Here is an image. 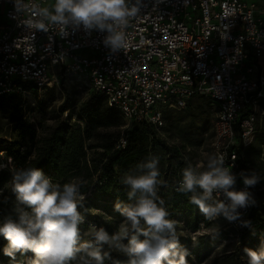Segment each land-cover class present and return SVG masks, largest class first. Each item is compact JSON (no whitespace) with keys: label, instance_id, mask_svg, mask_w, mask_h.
I'll list each match as a JSON object with an SVG mask.
<instances>
[{"label":"built area","instance_id":"2783aa9c","mask_svg":"<svg viewBox=\"0 0 264 264\" xmlns=\"http://www.w3.org/2000/svg\"><path fill=\"white\" fill-rule=\"evenodd\" d=\"M25 3L50 7L48 0ZM143 4L126 29L127 47L112 53L102 43L104 34L96 31L81 29L66 37L54 30L34 32L21 21L35 18V10L15 19L11 0H0V96L18 95L28 118V97L59 88L71 77L82 97L99 94L107 107L117 109L123 128L141 123L160 128L164 109L181 111L191 98L205 97L216 108L210 154H223L225 164L239 174L238 150L252 145L257 120L264 117V39L253 42L256 32L264 37V0ZM237 47L240 56H235ZM234 56L237 63H226ZM78 109L76 105L72 116L64 111L62 120L71 116L76 122ZM124 146L120 138L116 148ZM236 188H244L239 176ZM251 209L242 210L244 220ZM227 224L237 231L245 228Z\"/></svg>","mask_w":264,"mask_h":264},{"label":"clouds","instance_id":"9594fccd","mask_svg":"<svg viewBox=\"0 0 264 264\" xmlns=\"http://www.w3.org/2000/svg\"><path fill=\"white\" fill-rule=\"evenodd\" d=\"M11 2L15 19L29 9L35 10V18L21 21L28 29L43 33L54 30L59 37L81 29L96 31L104 34L102 43L112 53L127 47L126 29L144 7L143 0H54L50 7L26 4L25 0ZM254 35V43L264 39L257 32ZM240 55L237 47L235 56ZM235 56L226 63H237ZM6 167L7 163H0V171ZM232 167L225 164L223 154H207L204 165L188 164L182 169L175 191L186 195L206 219L223 218L248 227L250 222L242 218V210L255 206L249 189L264 177L253 170L235 174ZM9 171L11 178L5 188L13 203L10 211L0 216V240L5 242L0 254L10 262H17L19 255L26 257L27 264H122L113 259L115 251L126 258L123 264H188L189 251L177 235L178 222L170 218L165 201L158 196L163 183L158 156L145 157L122 175L126 200L113 204V210L122 217L113 233L96 225L86 234L82 232L85 196L80 182L55 183L37 167H13ZM237 176L244 185L239 190ZM245 251L247 264H264V243L257 250Z\"/></svg>","mask_w":264,"mask_h":264},{"label":"trees","instance_id":"16d2710c","mask_svg":"<svg viewBox=\"0 0 264 264\" xmlns=\"http://www.w3.org/2000/svg\"><path fill=\"white\" fill-rule=\"evenodd\" d=\"M33 94L38 95L36 92ZM0 100L6 103L7 118L19 133L20 138H29V142L34 144L33 157L28 161L26 160L29 156L27 154L20 159H16V155L12 153L7 154L4 147L6 143L2 142L3 147L0 152L6 153V163L9 169L13 168V157L15 158V167H37L45 174L52 175L54 182H80L85 202H117L126 200V189L120 183L122 175L134 169L135 165L145 157L155 155L154 145H160L168 153L166 170L168 171L169 166H172L173 169L169 204L172 206L190 204L186 195L174 190L176 182L182 178V169L188 165L185 155L177 147H167L157 134L167 123L181 140V150L184 151L185 147L200 146L204 135L213 126L216 111L215 108V111L210 112L212 102L209 99L196 96L191 98L186 108L181 111L164 109L162 111L163 126L160 128L146 123L130 124L127 128H123L124 122L120 112L115 108L107 107L101 95L90 93L75 114L76 122L71 120L76 105L62 104L59 106V115L70 110L71 116L66 120L59 121L53 127L42 128L40 137L36 136L32 125L24 127L26 118L21 106V98L18 95L0 96ZM78 122L83 125L80 126ZM120 138L125 140L124 148H116ZM260 145H264V139L261 140ZM98 150L102 152L96 153ZM88 151L97 154V159L89 160ZM243 151L248 155L256 153L251 145ZM241 152L238 150V155L242 156L241 169L248 172V164ZM258 152L256 157H258ZM9 158L11 160L8 163ZM164 176L166 178V171ZM158 190V196L161 198L160 189L158 188ZM250 191L253 193L256 204L252 206L247 217L250 227H245L241 233L252 229L257 220L263 222L262 218H264L260 210L262 209L264 212V203L260 200V193L255 196L254 187ZM12 203V196L8 197L5 194L1 196L0 216L10 211ZM81 211L85 218L86 214L83 210ZM256 229L264 231V224L260 223ZM4 243L3 240H0V247ZM17 262L18 264H27L26 257L18 255ZM17 262H10L7 257L0 254V264H17Z\"/></svg>","mask_w":264,"mask_h":264},{"label":"rangeland","instance_id":"374dc122","mask_svg":"<svg viewBox=\"0 0 264 264\" xmlns=\"http://www.w3.org/2000/svg\"><path fill=\"white\" fill-rule=\"evenodd\" d=\"M54 3V0H48V5ZM87 97H82L75 88V83L71 77H66L62 80L59 88L43 91L40 95H32L26 99L27 108L29 109L28 118L24 120V127L33 126L36 131V136L40 137L42 128L47 129L53 127L56 123L62 120L59 115V106L66 104L83 105ZM210 112L215 111V106L210 104ZM6 103L0 100V149L2 142H5V150L7 154L16 155V159H20L23 155H29L26 160H31L33 157V143L29 142V138H20L19 133L14 129V126L9 123L6 112ZM261 108L264 110V103ZM71 114V113H70ZM25 130V128H23ZM157 136L164 141L167 147H177V149L185 155V161L194 166L204 165L207 160V154L211 150L212 128L204 135L202 144L198 147H185L181 150V140L175 130L165 123L164 128L159 131ZM264 139V117L257 120V132L254 136V141L251 147L256 152L246 154L242 151L243 158L247 162L249 171L253 170L260 176L264 177V145H260ZM155 156L159 157V179L163 182L160 186L161 198L165 201L166 207L169 209L170 218L178 223L177 235L180 238L181 244L188 249V264H247L246 249L257 250L264 243V231L256 229L258 225L264 224L258 220L252 229L245 233L237 231L228 226L227 221L223 218L216 220L206 219L196 208L191 204H179L172 206L170 203L171 184L173 175L172 166L167 168V150L160 145H154ZM259 152H258V151ZM102 151L98 150V154ZM258 152V157L256 154ZM6 153L0 156V163H6ZM97 154L93 151H88L89 160H96ZM13 167H15V158L12 157ZM173 161L171 160V164ZM166 171V178L164 173ZM45 174V173H44ZM46 176L52 177L50 174ZM10 171L6 167L0 171V189H3V194L8 197L11 193L5 188L6 183L10 181ZM54 182V181H53ZM55 183L64 184L61 181ZM159 191V190H158ZM258 193L264 203V180L254 186V195ZM1 198V196H0ZM84 207L81 209L86 214L84 223L81 225L83 233H87L90 226H102L110 233L118 230L122 217L113 210L112 201H83ZM264 205V204H263ZM261 214L264 215L262 209ZM85 238L87 236L85 235ZM112 257L115 260H120L123 264L125 257L115 251L112 252ZM106 264H111V261H106Z\"/></svg>","mask_w":264,"mask_h":264}]
</instances>
